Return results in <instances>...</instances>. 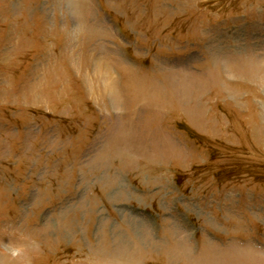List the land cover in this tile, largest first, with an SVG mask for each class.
I'll return each mask as SVG.
<instances>
[{
    "label": "rangeland",
    "instance_id": "374dc122",
    "mask_svg": "<svg viewBox=\"0 0 264 264\" xmlns=\"http://www.w3.org/2000/svg\"><path fill=\"white\" fill-rule=\"evenodd\" d=\"M0 264H264V0H0Z\"/></svg>",
    "mask_w": 264,
    "mask_h": 264
},
{
    "label": "clouds",
    "instance_id": "9594fccd",
    "mask_svg": "<svg viewBox=\"0 0 264 264\" xmlns=\"http://www.w3.org/2000/svg\"><path fill=\"white\" fill-rule=\"evenodd\" d=\"M0 244H5L3 238H0ZM5 251L11 260L18 261L19 264H30L29 257L26 253V247L24 245H13L11 241H8L5 246Z\"/></svg>",
    "mask_w": 264,
    "mask_h": 264
}]
</instances>
